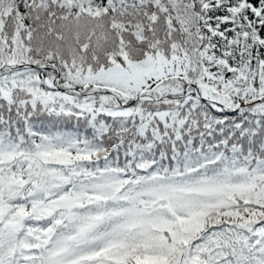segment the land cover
I'll return each instance as SVG.
<instances>
[{"label": "snow or ice", "instance_id": "1", "mask_svg": "<svg viewBox=\"0 0 264 264\" xmlns=\"http://www.w3.org/2000/svg\"><path fill=\"white\" fill-rule=\"evenodd\" d=\"M0 264H264V0H0Z\"/></svg>", "mask_w": 264, "mask_h": 264}]
</instances>
